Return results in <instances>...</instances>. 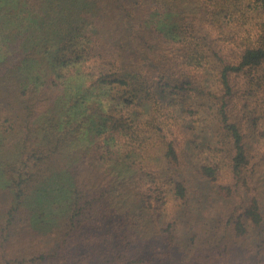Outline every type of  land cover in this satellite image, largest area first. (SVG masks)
I'll use <instances>...</instances> for the list:
<instances>
[{
  "label": "trees",
  "instance_id": "1",
  "mask_svg": "<svg viewBox=\"0 0 264 264\" xmlns=\"http://www.w3.org/2000/svg\"><path fill=\"white\" fill-rule=\"evenodd\" d=\"M0 264H264V0H0Z\"/></svg>",
  "mask_w": 264,
  "mask_h": 264
}]
</instances>
